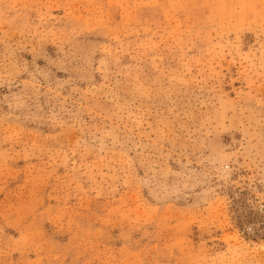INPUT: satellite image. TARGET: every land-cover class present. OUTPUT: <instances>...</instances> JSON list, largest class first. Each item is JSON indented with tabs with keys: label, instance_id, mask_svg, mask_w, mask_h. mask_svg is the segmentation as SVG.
I'll list each match as a JSON object with an SVG mask.
<instances>
[{
	"label": "rangeland",
	"instance_id": "rangeland-1",
	"mask_svg": "<svg viewBox=\"0 0 264 264\" xmlns=\"http://www.w3.org/2000/svg\"><path fill=\"white\" fill-rule=\"evenodd\" d=\"M0 264H264V0H0Z\"/></svg>",
	"mask_w": 264,
	"mask_h": 264
}]
</instances>
